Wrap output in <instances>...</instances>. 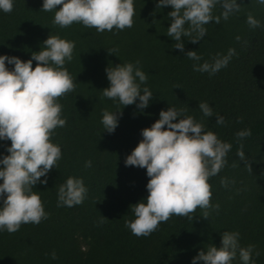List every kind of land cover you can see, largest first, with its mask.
<instances>
[{"label": "trees", "instance_id": "trees-1", "mask_svg": "<svg viewBox=\"0 0 264 264\" xmlns=\"http://www.w3.org/2000/svg\"><path fill=\"white\" fill-rule=\"evenodd\" d=\"M41 2L13 0L10 12L0 11V54L24 61L43 47L48 34L70 40L72 59L64 67L74 87L56 98L65 124L52 130L50 141L59 145L61 157L46 183L33 185L47 216L36 224L22 223L12 233L0 231V264H190L209 244L219 247L224 231L239 233V245H253L251 259L264 264V5L237 0L240 10L227 20L203 25L205 34L196 43L182 36L181 52L165 35L171 6L158 7L156 0H133L132 26L101 32L79 22L61 28L52 22L54 11L40 9ZM220 11L217 4L212 15ZM248 14L260 27L248 26ZM229 48L235 55L216 73L193 70L194 63L211 62ZM189 50L200 61L184 55ZM135 61L146 75L141 87L152 92L148 106L139 110L135 103L122 106L101 94L108 85L106 66ZM201 101L209 104L213 116L202 115L197 107ZM168 106L183 109V115L193 116L204 131L231 147L225 165L206 181L211 193L208 217L197 207L186 216L170 215L148 236L137 237L124 221L134 219L131 207L147 195L148 177L141 167L125 166L124 159L142 138L140 129ZM105 109L119 110L111 133L100 122ZM217 115L223 117L222 125L215 123ZM245 128L250 135L238 138L236 132ZM9 144L0 141V153L7 155ZM85 161L91 165L85 167ZM68 176L79 177L87 192L80 204L58 207L56 189ZM231 264H241L238 254Z\"/></svg>", "mask_w": 264, "mask_h": 264}, {"label": "clouds", "instance_id": "clouds-1", "mask_svg": "<svg viewBox=\"0 0 264 264\" xmlns=\"http://www.w3.org/2000/svg\"><path fill=\"white\" fill-rule=\"evenodd\" d=\"M256 3L264 5V0ZM217 4L221 11L214 16L212 9ZM161 5L171 6L166 14L170 22L165 35L176 42L173 48L181 52L182 36L196 43L205 34L203 25L227 20L240 10L237 0H156V6ZM12 6L13 0H0V11L10 12ZM40 9L54 11L52 22L61 28L79 22L94 27L96 32L131 27L134 14L133 0H42ZM246 23L250 28L260 27V21L251 14L246 16ZM41 45L24 61L0 54V141H10L5 146L7 155L0 153V231L8 233L17 231L22 223L36 224L47 216L33 185L45 184L48 171L61 157L59 145L50 141L52 130L65 124L56 98L74 87L73 77L64 67L72 59L73 42L48 34ZM184 55L193 61L201 59L194 50ZM233 55L234 50L229 48L226 54L217 53L211 62L194 63L192 68L211 75L225 67ZM32 61L37 62L34 67ZM6 63L12 67H6ZM138 65L139 61L106 66L108 85L101 89L102 96L122 106L135 103L138 110L147 107L152 92L146 85L141 87L146 75ZM197 107L204 117L213 116L207 102L201 101ZM118 116L119 110H102L103 130L111 133ZM215 123L222 125L223 117L215 116ZM203 129L204 125L193 116L183 115V109L172 106L160 110L158 119L140 129L142 138L124 159L125 166L141 167L148 177L144 186L147 195L131 207L134 219L124 221L132 234L146 237L170 215L186 216L197 207L205 210L201 216L208 217L211 193L206 181L225 165L231 145ZM235 135L242 139L250 131L245 128ZM236 155L244 160L242 150ZM244 164L248 167L246 160ZM90 165L91 161H85V167ZM86 192L79 177L68 176L56 189L57 206L80 204ZM238 236L235 231L222 232L219 247L209 244L191 258L190 264H231L237 254L241 264H255L251 259L254 246L241 247Z\"/></svg>", "mask_w": 264, "mask_h": 264}]
</instances>
